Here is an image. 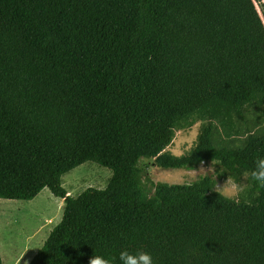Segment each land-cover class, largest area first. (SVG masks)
<instances>
[{"label": "trees", "instance_id": "trees-1", "mask_svg": "<svg viewBox=\"0 0 264 264\" xmlns=\"http://www.w3.org/2000/svg\"><path fill=\"white\" fill-rule=\"evenodd\" d=\"M255 2L264 15V0H0V197L47 188L64 200L28 264H122L124 249L154 264H264V187L250 175L264 131L246 126L236 147L213 140L216 121L246 124V108L264 102ZM203 119L188 153L163 151ZM142 158L246 175L248 201L219 195L211 175L153 182ZM86 161L111 178L71 196L61 176Z\"/></svg>", "mask_w": 264, "mask_h": 264}, {"label": "rangeland", "instance_id": "rangeland-1", "mask_svg": "<svg viewBox=\"0 0 264 264\" xmlns=\"http://www.w3.org/2000/svg\"><path fill=\"white\" fill-rule=\"evenodd\" d=\"M261 18L264 20L262 6L255 2ZM212 120V119H211ZM234 124L221 125L215 122L213 140L218 145L231 147L241 146L245 139L248 127L249 132L258 134L264 131V102H256L246 108V124L233 119ZM208 120H198L192 125L175 130L171 143L164 148V152L172 156H181L188 153L195 145L198 134ZM189 142L191 147H189ZM140 164L145 169V175L153 182L167 183H192L204 175H211L216 180L214 191L222 186L228 176L218 178L215 163H201L193 170L166 169L158 167L151 158L140 159ZM204 169H201V168ZM112 175V171L93 161H86L61 176V184L65 189L73 185L78 191L84 187L105 188ZM232 179V178H231ZM233 180V179H232ZM235 181V180H233ZM238 191L232 199L248 201V180L245 175L238 182ZM86 189V188H85ZM79 192V193H81ZM217 192V191H216ZM60 198L55 197L49 189L45 188L36 199H8L0 197V257L3 264H20L27 246L36 233L53 221L56 225L60 222L63 210L59 208ZM61 214H60V213ZM30 256V255H29ZM28 256V258H29Z\"/></svg>", "mask_w": 264, "mask_h": 264}, {"label": "clouds", "instance_id": "clouds-1", "mask_svg": "<svg viewBox=\"0 0 264 264\" xmlns=\"http://www.w3.org/2000/svg\"><path fill=\"white\" fill-rule=\"evenodd\" d=\"M189 142V147H191ZM183 154L181 153V156ZM255 166L251 171V180L254 181L259 187H264V156L258 157L255 160ZM201 169H204L203 167ZM219 195H223L226 199H232L238 191V185L228 177L222 186H218L215 189ZM237 203L239 201H236ZM119 259L122 264H154L153 257L150 252L145 250H137L136 252H130L127 249L121 250L119 253ZM88 264H111L109 259H106L102 255H92L88 261Z\"/></svg>", "mask_w": 264, "mask_h": 264}, {"label": "crops", "instance_id": "crops-1", "mask_svg": "<svg viewBox=\"0 0 264 264\" xmlns=\"http://www.w3.org/2000/svg\"><path fill=\"white\" fill-rule=\"evenodd\" d=\"M87 187H84L83 189H85ZM45 189V188H44ZM42 189L41 192L44 190ZM104 189V188H102ZM67 193L71 196H77L79 194V192L81 191H78V193H76V195H74L73 193L74 192H77L73 189H66ZM40 192V193H41ZM39 193V194H40ZM38 194V195H39ZM36 195L35 197H33L32 199H36V197L38 196ZM26 200V199H25ZM59 208L60 209H64V200L62 198H60L59 202ZM60 213V212H59ZM61 214V213H60ZM58 224V223H57ZM55 225L53 224V221H48V224L45 225V227H43L40 232H38L36 230V233L34 234L32 240H31V243H29V245L27 246V252L23 255V257H26L25 258V262H23V260L21 259L20 261V264H28L31 259L35 256V254L37 253V251L42 247L44 241L46 240V238L48 237V235L50 234V231L53 229ZM30 255V256H29ZM29 256V258H28ZM2 260V259H1ZM3 264V262H2Z\"/></svg>", "mask_w": 264, "mask_h": 264}, {"label": "bare ground", "instance_id": "bare-ground-1", "mask_svg": "<svg viewBox=\"0 0 264 264\" xmlns=\"http://www.w3.org/2000/svg\"><path fill=\"white\" fill-rule=\"evenodd\" d=\"M70 188L73 189V190H77V187H75L73 185H71Z\"/></svg>", "mask_w": 264, "mask_h": 264}]
</instances>
